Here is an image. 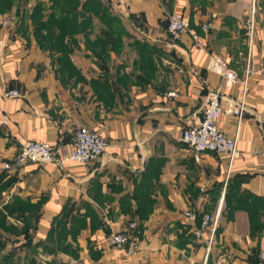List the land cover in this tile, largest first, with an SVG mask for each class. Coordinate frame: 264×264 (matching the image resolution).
Here are the masks:
<instances>
[{
    "label": "crops",
    "instance_id": "0c3cea01",
    "mask_svg": "<svg viewBox=\"0 0 264 264\" xmlns=\"http://www.w3.org/2000/svg\"><path fill=\"white\" fill-rule=\"evenodd\" d=\"M102 1L129 19L121 24L125 29L128 23L133 35L106 39L111 51L101 57L85 52L76 64V52L70 55L74 73L60 72L57 55L39 46L30 21L15 27L9 16L15 17L14 7L0 13V21L10 18L8 26H0V112L7 120L0 116V235L5 240L0 264L10 247L54 236L53 222L65 214L66 230L74 226L73 218L83 225L68 234L62 248L77 256L58 252L46 255L44 264H261L264 75L248 80L237 136L240 157L226 180L224 156L196 155L180 136L200 122L213 93L223 110L217 126L227 136L234 134L237 119L225 111L240 100L242 85L226 86L208 61L212 54L221 56L240 78L247 58L253 65L264 63V0H256L251 46L244 30L251 0ZM172 14L187 19L196 40L190 34L169 39ZM8 90L20 97L7 98ZM83 126L106 142L97 161L5 169L27 141L68 153L74 131ZM188 211L199 217L218 214L209 252V231L196 238L200 218L190 221ZM130 223L139 239L133 256L126 255L127 247L119 250L106 242Z\"/></svg>",
    "mask_w": 264,
    "mask_h": 264
},
{
    "label": "built area",
    "instance_id": "2783aa9c",
    "mask_svg": "<svg viewBox=\"0 0 264 264\" xmlns=\"http://www.w3.org/2000/svg\"><path fill=\"white\" fill-rule=\"evenodd\" d=\"M255 10L256 0H252L250 4L249 16L244 22V30L248 45L251 46L255 34ZM10 18L5 17L0 21V26L6 27L9 25ZM167 33L172 41H178L185 34H190L196 40V35L189 30L187 19L180 15L172 14L167 20ZM206 25L202 26L203 31H207ZM208 69L217 74L226 86H231L236 82L242 85V96L239 101L231 102L226 109V113L234 116L237 119V127L232 136L224 134L217 126V121L220 119L223 110L217 93H213L207 101V105L203 111L200 122L190 128L184 129L181 132L180 140L191 149L196 155L209 152L216 155H221L226 158V175L225 180L229 176L232 164L240 157L237 148L238 127L241 122L243 112L245 111L244 96L247 88L248 80L256 75H264V63L253 65L250 58H247L244 75L242 78L228 67L227 61L221 56L212 54L209 57ZM171 93L169 96H173ZM7 98L13 99L20 97L17 90H8L5 92ZM2 117V122L6 123V117ZM71 150L68 153L58 154L54 149L45 142L27 141L23 143L13 159L12 165H5V169L22 168L28 164H55L60 166L64 161H73L81 165H88L97 161L105 151L106 142L97 132L87 128H77L70 140ZM204 193L205 189H200ZM185 217L192 222H196L199 218L198 214L193 211H188ZM218 225V214L209 215L203 214L200 216L199 225L196 226L194 234L196 238L202 239V234L205 230L209 231L207 239V249L209 252L211 242L216 232ZM14 241V239H12ZM107 244L119 250H125L127 256H133L139 251L138 230L135 223H130L122 232L110 234L107 237ZM258 259L261 264H264V253L260 252ZM89 264H107L103 261H95Z\"/></svg>",
    "mask_w": 264,
    "mask_h": 264
},
{
    "label": "rangeland",
    "instance_id": "374dc122",
    "mask_svg": "<svg viewBox=\"0 0 264 264\" xmlns=\"http://www.w3.org/2000/svg\"><path fill=\"white\" fill-rule=\"evenodd\" d=\"M55 0H15L13 7L15 8L14 10V15H9L11 17V20L18 24H22V22H25V20L31 21L30 19V13L32 7H34L37 3H40V11L41 15H47L48 11L51 10L52 2ZM80 3H83L85 0H77ZM252 1V0H251ZM67 3H72V0H66ZM109 3L104 2L102 0H92L90 4H88L87 8L85 9L84 15L89 18V26L91 27V34L89 37V42L92 43L93 40H95V36H99V39H107L108 41H112L115 36L113 37H107L109 29L106 27L107 24H105L104 20L112 19L114 21V26L117 25V31L124 32L125 35H131L134 29H132L128 23H125V29L122 26V21L121 19H124L123 22H126L125 19L129 20L125 15L121 14L118 15L114 10H112L107 4ZM30 5L27 7V5ZM17 10V11H16ZM87 13V14H86ZM255 16V14H254ZM25 19V20H24ZM32 22V21H31ZM32 27V26H31ZM167 28V26H166ZM167 31V29H166ZM33 32V30H32ZM136 32V30H135ZM131 33V34H130ZM137 35L134 36H139V33L136 32ZM95 35V36H94ZM101 35V36H100ZM133 35V34H132ZM131 35V37H132ZM168 35V33H167ZM34 36V35H33ZM169 37V35H168ZM93 38V39H92ZM76 39H78L79 44L76 46H72L73 52L71 55H73L75 52V63H78V60L82 59V54L85 52H91V48H85V45L83 43V37L82 35L76 36ZM98 39V40H99ZM170 39V37H169ZM104 41V40H103ZM98 42V41H96ZM95 45V42H93ZM103 45L98 42L97 47H102ZM110 47V46H109ZM107 51H111L110 48L107 49ZM79 52V53H78ZM57 55V54H55ZM73 55V56H74ZM132 55V54H130ZM57 57V56H56ZM57 63V60H56ZM58 65V63H57ZM81 83V82H80ZM67 216L66 214L62 216L58 220V222L55 225V234L53 233L54 236L49 237L47 240L38 242V243H32V242H25L24 244L19 245V247L13 249V247L9 248V252L7 255L5 254L1 259L8 264H44L46 255H49L50 257L55 256V253H67L71 257L77 256V253L73 251L72 249H62L65 241L67 239V236L69 233H74V229L78 230L82 224L80 221H77L76 219L73 218L72 223L74 226H70L68 230H66V222L67 221ZM63 225V228L61 227ZM73 238V236H72ZM5 247V246H4ZM64 251V252H63ZM1 252V251H0ZM54 254V255H53ZM5 257V259H3ZM50 261H55L51 259ZM50 264V263H49ZM52 264H57V262L52 263Z\"/></svg>",
    "mask_w": 264,
    "mask_h": 264
},
{
    "label": "trees",
    "instance_id": "16d2710c",
    "mask_svg": "<svg viewBox=\"0 0 264 264\" xmlns=\"http://www.w3.org/2000/svg\"><path fill=\"white\" fill-rule=\"evenodd\" d=\"M14 1L15 0H0V13L9 12L14 5ZM91 2L92 0H85L83 3L79 4L77 0H72V3H67L66 0H55L52 2L51 10L44 16L39 12L40 3H37L31 9L30 19L32 22L30 21V23L34 38L40 47L48 50L52 54H57L56 60L60 72L65 71L67 73H74V68L70 63L69 56L74 50L71 45L77 47L79 44L78 39H76L78 35H82L85 48H91V53L94 55L101 57L108 53V48L111 50L110 42L105 38L102 40L99 39L98 35H94L95 40H93L92 43L89 42L91 27L88 23L89 18L84 15V12ZM104 22L109 29V31H107V37H118L121 35L120 29L117 31V25L114 26V21H112V19L104 20ZM96 41L100 42L103 46L97 47L98 42ZM93 42H95V45ZM115 44L116 43L113 45ZM54 222L53 225H56L58 220ZM61 227L63 228V225ZM80 228L78 230L74 229V233L79 232ZM6 232H9L10 235L15 233L14 229H7ZM4 241L5 240L2 239L0 235V251L5 246Z\"/></svg>",
    "mask_w": 264,
    "mask_h": 264
}]
</instances>
